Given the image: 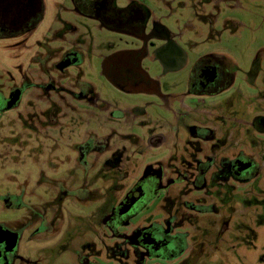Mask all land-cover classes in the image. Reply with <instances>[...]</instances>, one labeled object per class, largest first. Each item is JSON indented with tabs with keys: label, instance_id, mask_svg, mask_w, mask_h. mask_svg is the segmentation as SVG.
I'll use <instances>...</instances> for the list:
<instances>
[{
	"label": "flooded vegetation",
	"instance_id": "flooded-vegetation-1",
	"mask_svg": "<svg viewBox=\"0 0 264 264\" xmlns=\"http://www.w3.org/2000/svg\"><path fill=\"white\" fill-rule=\"evenodd\" d=\"M66 1L70 3L71 11L86 22L84 29L91 24L93 28L88 30L97 28L129 38L130 42L108 54L98 55L99 46L95 50L89 48L87 43L92 42H88L86 34L78 42L75 37L59 38L55 33L51 43L60 41L61 45L52 47L51 64H47V72L43 69L47 74L42 78L43 82L25 88H10L0 99V115H5L21 103L28 89H37L44 98L41 86L52 84L56 87L58 84L61 88L56 90L55 101L72 104L89 101L88 106H79L78 115L83 119L80 125L66 128V133L70 134L67 141L49 137L53 147L48 155V172L34 163L39 169L37 175L53 181L59 188V194L53 196L52 201L59 207L50 209L56 217L48 226L53 227L57 221L64 220L65 197H71L77 208L86 207L89 199L104 203L106 198H111L113 202L105 209L107 212L100 209L102 222L114 238L122 241L112 249L111 261L193 264L208 255L217 216H224L214 206L216 191L226 189L232 178L248 182L258 165L242 154L232 157L228 121L214 127L208 140L205 134L200 137L185 133V139L180 141L176 135L179 130L167 125L165 117L183 108L181 97L190 100L191 104L192 99L205 101L222 95L225 98L231 88L230 62L213 52L191 49L193 42L183 40V32H176L168 23L171 15L164 12V6L161 5V9L151 6L154 4L150 0ZM43 14V0H0V37L32 33ZM72 28V32L79 31L70 24ZM88 30L84 31L87 33ZM89 49L95 52L91 58L98 64L100 76L113 88L125 96L143 97L137 106L132 107L125 100H105L91 79L83 80L88 75L86 70L94 65L85 60L88 54L84 51ZM151 66L160 68L156 76L149 72ZM183 70L189 72L186 87L181 90L178 83L179 90L175 93L174 79L166 77ZM75 108L76 111L78 106ZM119 109H126V112ZM124 121L129 131L119 134L117 127L125 125ZM95 127L102 129L100 135L93 132ZM168 134L173 135L170 143ZM94 135L97 141H88ZM114 138L127 140L132 149H143L142 154L137 155L138 158L145 156V163L136 178L125 170L124 164L131 159L124 160V153L117 146L113 149L119 144ZM89 180L93 182L91 189ZM125 180L131 181V185L120 199L119 193L125 190L120 182ZM30 181L26 179L25 183L5 190L0 196V264H41L43 261L40 258L42 249L34 251L35 259L29 251L25 252V243L35 241L28 235L29 226L48 222V215L40 214L39 207L33 205L35 191L30 195L26 192ZM85 211L79 209L80 215L75 217L77 222ZM57 228L52 229L54 234L59 231ZM67 234L71 235V229ZM32 236H35V230ZM62 242L51 255L60 257L66 253L70 243L67 239ZM80 248L86 247L80 245ZM97 249L94 245L93 252L98 256ZM81 257L85 255L76 252L75 259ZM71 263L65 259L52 264ZM81 264H89L87 258Z\"/></svg>",
	"mask_w": 264,
	"mask_h": 264
},
{
	"label": "rangeland",
	"instance_id": "rangeland-1",
	"mask_svg": "<svg viewBox=\"0 0 264 264\" xmlns=\"http://www.w3.org/2000/svg\"><path fill=\"white\" fill-rule=\"evenodd\" d=\"M43 1L42 20L32 33L0 37V99L5 97L10 88H25L43 82L42 78L47 76L46 72L49 70L46 66L51 64L49 59L53 55L52 47L61 45L60 41L51 43L55 33L59 38L75 37L78 42L86 34L88 42H92L87 43L89 48L94 47L95 50L99 46L96 53L98 55L108 54L130 42L129 38L108 34L97 28L90 29L91 32L88 30L93 28L91 24L84 29L86 22L71 11L70 3L66 0ZM150 1L154 4L151 6L159 9L161 5L164 6V12L171 15L168 23L176 32H183V40L193 42L191 49L210 51L230 62L231 88L225 98L222 95L205 101L192 99L191 104L190 100L181 97L183 108L173 115L167 114L166 124L179 130H176V135L180 141L185 139V133L200 137L205 134V139L208 140L209 132L214 127L228 121L231 129L232 157L242 154L258 165L255 175L248 182L232 178L226 189H221L219 193L216 191L217 201L214 206L216 211L224 216H217L218 223L208 255L193 264H264V0ZM70 24L82 33L72 32L74 28L70 29ZM84 30H88L87 33ZM84 53L88 54L85 60L93 62L94 65L86 70L88 75H85L83 80L91 79L105 100H125L132 107L143 100V97L125 96L118 92L100 76L99 66L91 58L95 52L89 49ZM159 71L160 68L155 66L149 69L153 76ZM166 78L174 79L172 83L177 93L178 83L181 90L185 89L189 72L183 70L174 76L167 75ZM59 83L65 84L63 81ZM60 88L58 84L56 87L52 84L42 85L40 90L45 99L40 97L37 89H28L27 95L17 107L5 115H0V196L5 190L25 183L26 179L31 180L26 192L30 195L35 191L33 205L39 207L37 210L40 214L45 212L48 215V222L33 223L27 229L28 235L32 239L35 238V241L25 243V252L29 251L32 259L36 257L32 256L34 251L42 249L41 264L60 263L65 259L72 262L71 264H81L86 258L89 264H122L116 259L114 262L110 260L112 249L117 248L122 241L114 238L102 222L103 214L100 210L107 212L105 209L113 202L111 198H106L104 203H95L93 199H89L86 207L77 208L71 197H65L62 217L64 220L57 221L53 227L48 226L50 220L56 217L50 209L59 207L52 203L55 195L59 194V188L53 185V181L47 180L46 177L43 180L38 176L39 169L37 170L34 163H38L40 168L48 172V155L53 147V141L49 137L67 141L66 137L70 134L66 133V128L79 126L83 120L81 115H78L79 106L89 104V101L84 103L73 100L77 104L55 101L56 90ZM76 105L78 108L75 111ZM123 111L126 112V109ZM124 124L118 125L119 134L129 131L125 121ZM203 125L205 127H202ZM93 132L100 135L102 129L95 127ZM170 134L168 143L173 136ZM95 139L97 137L94 135L89 137L88 141L96 142ZM114 142L119 144H115L113 149L117 146L124 153V160L131 159L124 164L125 170L136 178L145 163V156L138 158L137 155L142 154L143 149H132L127 140L114 138ZM92 180L88 182L89 189L92 187ZM120 183L125 187V190L119 193L121 199L129 189L131 181ZM79 209L86 211L77 222L75 217L80 215ZM56 226L59 231L54 234L52 229ZM40 229L42 230L39 231ZM69 229L71 235L67 234ZM33 230L35 236H32ZM64 239L70 243L66 253L60 257L51 255L57 251V244ZM80 245L86 248H80ZM94 245L100 252L98 256L93 252ZM58 248L61 250L59 246ZM76 252L83 253L85 257L75 259Z\"/></svg>",
	"mask_w": 264,
	"mask_h": 264
}]
</instances>
